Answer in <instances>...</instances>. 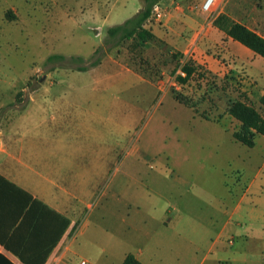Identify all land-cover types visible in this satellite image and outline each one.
Here are the masks:
<instances>
[{
  "label": "rangeland",
  "instance_id": "1",
  "mask_svg": "<svg viewBox=\"0 0 264 264\" xmlns=\"http://www.w3.org/2000/svg\"><path fill=\"white\" fill-rule=\"evenodd\" d=\"M141 3L0 0V112L35 90L97 92L94 105L115 109V161L87 198L72 255L61 264H123L130 253L155 254V264H195L192 254L264 264V136L253 148L236 142L227 115L241 84L230 75L219 80L165 40L117 44L108 28L133 17ZM146 24L152 30L161 23ZM53 55L66 59L49 60ZM93 56L123 66L78 71L71 60ZM178 61L195 68L185 84L173 73Z\"/></svg>",
  "mask_w": 264,
  "mask_h": 264
},
{
  "label": "crops",
  "instance_id": "2",
  "mask_svg": "<svg viewBox=\"0 0 264 264\" xmlns=\"http://www.w3.org/2000/svg\"><path fill=\"white\" fill-rule=\"evenodd\" d=\"M204 2L161 0L164 17L154 21L161 24L152 33L219 80L233 76L232 82L241 84L243 93L237 99L243 95L264 112L260 104L264 58L214 24L218 15L226 14L264 38V0H222L210 12H203ZM105 64L123 66L111 56L99 67ZM127 71L131 72L128 67ZM134 75L146 81L143 75ZM103 79L113 78L105 75ZM100 94L35 90L19 94L22 100L15 107L0 112V264H25L21 256L42 259L45 254L44 264H61L68 253L72 255L70 244L84 204L99 180L109 176L116 156L111 145L117 128L115 109L94 105L92 100ZM234 121L235 131L240 123ZM251 185L245 186V193ZM158 221L169 223L165 217ZM133 255L144 264H155V254ZM192 255L195 264L225 260V254H217L216 259L212 254Z\"/></svg>",
  "mask_w": 264,
  "mask_h": 264
},
{
  "label": "trees",
  "instance_id": "3",
  "mask_svg": "<svg viewBox=\"0 0 264 264\" xmlns=\"http://www.w3.org/2000/svg\"><path fill=\"white\" fill-rule=\"evenodd\" d=\"M161 0H145L144 7L137 12L133 17L127 19L125 22L112 26L108 28L107 34L110 38H116V43L121 44L126 41L136 40L137 44H143L156 39V36L152 33L151 30L146 28V23L151 17L152 10L158 2ZM214 24L219 29L223 30L229 37L238 41L245 47L249 48L256 54L264 58V38L257 34L255 31L249 29L245 25L233 21L228 15L220 14L214 19ZM100 49H97L94 53V56L99 54ZM182 55V54H181ZM90 60L88 63L82 57H72L76 64H79L76 70L78 71H87L93 69L96 66L100 65L102 59L96 58ZM173 58H177L176 54H173ZM66 57L62 55H53L49 60H65ZM85 65H82V64ZM81 65V66H80ZM181 62L178 61V64L173 71L175 74ZM183 70L186 72V76H177L176 79L179 83H187L191 77L194 75L195 68L192 64H184ZM261 106L264 108V95L260 100ZM228 115L236 119L240 125L237 130L232 134L233 139L247 147H254L256 144V138L259 135L264 136V116L263 114L245 98L241 95L238 99L233 101L228 106ZM206 120H209L208 117H205ZM219 122V118L216 119ZM69 222V221H68ZM48 254L41 259L35 257L32 259H26L21 256V260L25 264H44ZM124 264H144L136 258L133 254L126 255L124 259Z\"/></svg>",
  "mask_w": 264,
  "mask_h": 264
},
{
  "label": "built area",
  "instance_id": "4",
  "mask_svg": "<svg viewBox=\"0 0 264 264\" xmlns=\"http://www.w3.org/2000/svg\"><path fill=\"white\" fill-rule=\"evenodd\" d=\"M220 1L222 0H205V2L202 5L203 12H210ZM163 17H164V11L158 2L157 4H155L152 10L151 17L149 18L148 22H152V21L160 22L163 19ZM183 65L184 63L181 62V66L176 72L177 76L178 75L182 77L186 76V72L183 70ZM69 264H72V263H69ZM78 264H86V261L80 260Z\"/></svg>",
  "mask_w": 264,
  "mask_h": 264
}]
</instances>
